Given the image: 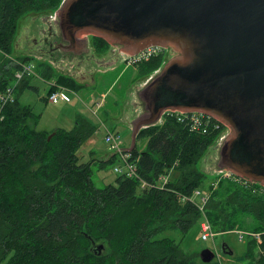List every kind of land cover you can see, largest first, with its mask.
<instances>
[{"label": "trees", "instance_id": "1", "mask_svg": "<svg viewBox=\"0 0 264 264\" xmlns=\"http://www.w3.org/2000/svg\"><path fill=\"white\" fill-rule=\"evenodd\" d=\"M61 3L0 0V52L13 53L22 21L46 18ZM90 40L96 53L108 50L103 39ZM31 61H36L37 78L72 91L83 87L46 62L18 57L0 71V92ZM162 63L160 53L135 68L147 79ZM26 78L16 87L13 102L0 107V264H192L167 234L177 232L182 239L201 220L195 205L181 202L196 189L209 194L205 215L217 235L236 228L259 233L260 242L247 238L239 260L264 264V188L241 179H220L214 187L213 178L204 188L207 176L199 163L215 150L219 131L193 130L188 119L164 115L160 124L139 131L136 140L147 141L145 150L134 147L129 153L139 179L154 184L167 177L163 188H141L138 178L125 176L98 188L90 163L80 164L77 156L96 128L78 117L69 131L36 130L39 116L18 99L30 88Z\"/></svg>", "mask_w": 264, "mask_h": 264}, {"label": "water", "instance_id": "2", "mask_svg": "<svg viewBox=\"0 0 264 264\" xmlns=\"http://www.w3.org/2000/svg\"><path fill=\"white\" fill-rule=\"evenodd\" d=\"M55 14L56 49L70 57L88 53L89 36L130 56L164 49L161 67L129 79L107 113L132 128L120 149L130 153L165 112L201 113L229 129L217 171L264 187V0H62ZM199 257L209 264L215 254Z\"/></svg>", "mask_w": 264, "mask_h": 264}, {"label": "rangeland", "instance_id": "3", "mask_svg": "<svg viewBox=\"0 0 264 264\" xmlns=\"http://www.w3.org/2000/svg\"><path fill=\"white\" fill-rule=\"evenodd\" d=\"M55 13L56 11L47 15L48 20L57 21ZM29 20L30 18H27L20 23L19 33ZM89 37L88 49H90ZM109 51L106 54H102L101 61L105 58L110 60L109 56L111 55H109ZM18 57L24 58L27 56L22 55L15 49L13 50V53L9 55L0 52V71L3 72V66L7 64L8 61L17 59ZM123 58L124 57L120 58L116 65V70L114 71H111L109 68V70L100 68V70L96 71L97 68H93L94 71L92 73V78L88 73L84 74L83 79L89 80L91 78V80L83 85L78 91H67L65 96L70 99V101L68 103L61 102L59 104H52L46 101L50 84H52V82L43 81L42 79L37 78L38 76L35 75L36 72L34 71L36 61H31L29 62V65L32 67L33 73L26 78L30 88H26L18 96L21 105L30 107L32 112L39 116L36 130L51 131L56 128H61L69 131L74 127L75 120L78 117L86 119L93 124L96 131L79 149L77 156L79 157L80 164L90 163L92 168L91 180L98 188H103L108 184H112L115 179L120 176L119 173L114 171L115 168L123 169L119 154H116V158L112 163L107 162L114 152L105 142L106 130L104 127L118 135L121 141V148L128 147L132 139L131 126L110 118L107 115L109 111L115 110L116 104L113 101H117L120 98L121 90L126 86L127 81L138 75L135 65H127ZM38 61H43L49 64L48 60L45 59ZM55 70L57 71V69ZM65 72L66 74H70V71L69 73L68 71ZM77 78H80L78 74L74 79L76 80ZM76 81L78 82V80ZM94 102H100V105L103 104L97 109L93 104ZM164 115L166 114H163V116ZM163 116L157 124H160L163 121ZM228 134L229 130L226 135L228 136ZM224 139H222V141ZM222 141H216L214 148L220 146ZM146 143L147 141L145 139L136 140V150L139 152L144 151ZM210 152V155L199 163L200 170L207 176L204 188L212 181V178L213 183H211L214 187L220 180L216 178L217 168L215 163L217 160V154L215 150H211ZM204 192L208 193L207 190H204ZM245 221L247 224H253L250 217H246ZM235 231H241L246 234V236H248V234H254L247 229L240 230L236 228L227 233L218 235L215 233L216 235L213 240L210 239L204 242L201 240L200 221H198L182 239L177 232H171L167 235L174 238L175 241L180 244L181 251L188 255L192 264H204L199 257L200 252L204 249L213 251L215 254L213 261L218 262L219 264H253L250 259L239 260L247 249V239L244 235L245 239L243 241L239 240ZM222 246H227L226 250H230L232 255L224 253Z\"/></svg>", "mask_w": 264, "mask_h": 264}, {"label": "built area", "instance_id": "4", "mask_svg": "<svg viewBox=\"0 0 264 264\" xmlns=\"http://www.w3.org/2000/svg\"><path fill=\"white\" fill-rule=\"evenodd\" d=\"M164 49L159 47H149L147 49H144L140 53L134 56L130 55H124V62L127 65H136L138 63H141L143 61L148 60L152 56L159 55L163 52ZM32 67L29 64H23L21 65V68L19 71H17L14 74V79L11 82L10 85H8L3 91L0 92V107H3L4 105H7L9 103L13 102L14 99V91L18 84L21 82V80L29 75H31ZM49 89H54L47 97V102H50L52 104H58L59 102H65L68 103L70 99L66 98L65 93L67 91H71L65 87L55 85L54 83L50 84ZM97 109L102 106L100 105V102H94L93 103ZM95 114V113H93ZM166 115L169 114H177V119L180 121L183 117L185 119H188L192 124H190V127H192L193 130H204L203 127H212V129L219 131V137L218 141H222L227 135V131L229 130L227 127H225L223 124L218 122L217 120L201 114V113H178V112H166ZM211 123V124H209ZM106 130V137L105 142L110 146V149L114 152L113 155L116 158V154H119L120 160L123 165V169L121 168H115L114 171L119 173L120 176H125L127 178H138L136 174L135 167L129 162V153L124 152L121 148V141L118 137V135L112 133L108 128L104 127ZM223 132V133H222ZM226 135V136H225ZM216 178L219 179H231V180H240L239 178L233 176L230 172L222 171V172H216ZM140 180V187L141 188H147V187H156L157 189H162L163 186L166 184L168 178L167 177H161L159 178L158 183L149 184L141 179ZM264 188V187H262ZM209 194L202 191L201 189H196L192 192L191 196L182 197L181 202H190L193 205L196 206L198 209L201 220H200V231H201V240L202 241H208L213 240L214 236L216 235L215 232L212 229L211 224L209 223L206 215H205V206L208 200ZM237 233V237L239 240L243 241L245 239L244 235L246 234L242 233L241 231H235ZM248 237L254 238L257 242H260L261 238L259 233L254 234H248L246 236V239Z\"/></svg>", "mask_w": 264, "mask_h": 264}, {"label": "flooded vegetation", "instance_id": "5", "mask_svg": "<svg viewBox=\"0 0 264 264\" xmlns=\"http://www.w3.org/2000/svg\"><path fill=\"white\" fill-rule=\"evenodd\" d=\"M29 18L30 20L22 27L14 42L15 50L22 55L36 60H48L49 63L58 65L56 68L58 71H68V73L70 71L69 75L73 78L77 77L78 74L80 78L76 80L83 85L91 80V78L89 80L83 79L84 74L88 73L92 77L95 68L107 67L108 62H104L106 58L101 61L103 53H96L91 45H89L90 49L88 53L81 57H70L62 53L59 49H56L57 44L61 42L57 24L54 21L48 20L47 17L33 16ZM108 51L109 55H111L109 56L110 64H114L124 57V53L120 51V47L109 45L108 50L104 53L106 54ZM169 53L171 54V52Z\"/></svg>", "mask_w": 264, "mask_h": 264}, {"label": "crops", "instance_id": "6", "mask_svg": "<svg viewBox=\"0 0 264 264\" xmlns=\"http://www.w3.org/2000/svg\"><path fill=\"white\" fill-rule=\"evenodd\" d=\"M104 62H108V65H107V66H109V64H110V60L105 59ZM117 64H118V62L112 64L110 67H106L105 69H108V68H109V69H111V71H114V70H116L115 68H116V65H117ZM109 69H108V70H109ZM98 70H100V67H98V68L96 69V71H98ZM96 71H95V72H96ZM64 73H65V72H64ZM91 78H92V77H91ZM101 96H102V95H101ZM59 103H61V102H59ZM59 103H58V104H59ZM89 122H90V121H89Z\"/></svg>", "mask_w": 264, "mask_h": 264}]
</instances>
